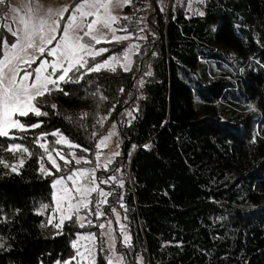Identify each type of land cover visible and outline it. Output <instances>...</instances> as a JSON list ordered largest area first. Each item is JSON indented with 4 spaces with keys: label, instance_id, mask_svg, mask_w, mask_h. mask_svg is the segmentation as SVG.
Instances as JSON below:
<instances>
[{
    "label": "trees",
    "instance_id": "16d2710c",
    "mask_svg": "<svg viewBox=\"0 0 264 264\" xmlns=\"http://www.w3.org/2000/svg\"><path fill=\"white\" fill-rule=\"evenodd\" d=\"M195 8L189 14L175 0L168 8L132 0L122 16L130 19L115 25L127 28L118 33L130 39L97 44L108 51L88 58V67L113 56L122 62L131 48L129 70L116 64L114 72L70 73L62 91L38 98L47 116L19 117L26 125L42 121L41 127L0 137V264H64L76 256L72 245L80 234L95 236V264L112 260L100 224L88 225L89 213L84 227L76 215L62 230L48 220L51 184L92 171L97 145L113 125L121 151L111 169L122 176L108 188L104 208L114 219L122 264H264V0H203ZM5 18L0 5V36L11 42ZM223 47L241 59L232 63ZM57 131L79 147L56 143ZM41 135L47 153L37 143ZM13 144L28 151L6 150Z\"/></svg>",
    "mask_w": 264,
    "mask_h": 264
},
{
    "label": "snow or ice",
    "instance_id": "6c2138e0",
    "mask_svg": "<svg viewBox=\"0 0 264 264\" xmlns=\"http://www.w3.org/2000/svg\"><path fill=\"white\" fill-rule=\"evenodd\" d=\"M199 2L202 3L203 0H199ZM131 3L132 0H73L72 4L57 8L45 6L39 3V0H19L17 6L10 9V12L15 15L11 23L7 24V30L14 37V40L9 42L6 37L0 36V137L15 138L10 136L13 129L24 132L41 127L42 121L26 125L19 117H27L30 113L37 117L47 116L48 113L42 111L38 105V98H42L46 94L51 95L53 91H62L61 82L73 79L69 75L70 73H78L84 68H87L88 72H99L101 69L114 72L116 68L113 64H120V67L125 71L129 70L128 65L131 61L128 60V52L131 51V48L124 53L123 59L127 61L126 63H120L121 58L113 56L110 60L88 67V58L94 60L96 56L108 51L103 48L97 49L95 47L97 44L130 39L129 35H116L118 31L127 33L128 30L127 28L118 29L114 27L121 19L114 12L116 8L122 9ZM0 5L5 6L6 11L8 10L7 0H0ZM191 8L192 5L189 4V9L191 10ZM197 14L204 15L203 12ZM122 19L130 18L124 16ZM42 57L45 58L42 59ZM46 57H51V59ZM37 61H39L38 66L33 69L32 65L36 64ZM29 69L32 70L29 71ZM75 79H82V75L76 76ZM141 83L143 82L141 81ZM121 91L123 90L121 89ZM64 94L68 95L67 92ZM51 107L55 109L56 105L53 104ZM249 109L255 110L252 105H249ZM83 115L87 116V113ZM97 122L102 124L103 120ZM114 134V132L110 133L109 137L102 139L97 147H107L106 141ZM51 135L60 137L56 143L63 142L69 147H79V145L72 144L65 139L58 131L51 133ZM43 139L44 135L37 137V143ZM40 147L46 153L48 152L45 143H40ZM6 150L10 152L28 151L20 144L10 145ZM83 150L87 151V149ZM56 155L66 165L72 163L59 151L56 152ZM70 155L77 164L81 162L74 153ZM114 155H119V153H114ZM98 159L99 156H97ZM49 160L53 168L57 171L61 170L60 165L52 159L50 153ZM84 162L90 163L91 161L85 160ZM108 163H111V160ZM20 164H23V160L20 161ZM5 167L9 166L5 165ZM97 167H99L98 164ZM12 170L16 171L15 167ZM41 171L48 175L52 174L43 165H41ZM89 176H91L90 179ZM108 179L115 181L116 177L111 176ZM82 181H87V183ZM95 181L94 174H90L87 170L73 171L66 177L56 179L52 187L57 189L54 199L55 211L60 212L59 222L53 224L52 218H49L48 224L62 230L64 221L66 219L71 220L73 215H76L77 220L80 221V227H84L83 221L86 217L80 216L79 213L82 209H89L92 201L88 197L94 192L104 199L97 202L95 213L89 211V214H94L97 219H100L104 213L99 210L98 205L106 204V198L110 193L104 192L98 186H92L95 185ZM68 182H71V186ZM106 182L101 181V183ZM119 186L123 187V183L120 182ZM88 223L92 224V221L89 220ZM45 226L47 225H41V227ZM104 226V224H100L98 227L104 228ZM57 234L62 233L58 232ZM83 238L89 241L95 240L93 234ZM108 239L110 241L113 239L111 229H109ZM129 241L130 237L124 233V243L130 246ZM72 247L77 249L76 256L65 261L64 264H72V261L76 260L77 257L84 260L91 257V264H95L91 248L85 246L82 252L78 248V242L73 243ZM110 247H112L111 244ZM57 264H61V262L57 261ZM77 264H80V261H77ZM108 264H112L111 259H109ZM140 264H143L142 259Z\"/></svg>",
    "mask_w": 264,
    "mask_h": 264
},
{
    "label": "rangeland",
    "instance_id": "374dc122",
    "mask_svg": "<svg viewBox=\"0 0 264 264\" xmlns=\"http://www.w3.org/2000/svg\"><path fill=\"white\" fill-rule=\"evenodd\" d=\"M70 1L71 0H39V3H41L45 6H52V7L59 8V7L65 6V5H69ZM170 1L171 0H157V4L160 8H164V5L167 3V8H168ZM175 2L183 3L185 5L187 11L189 12V14H192L194 12V10H196L195 5H196V3L199 2V0H175ZM18 3H19V0H7L8 10L6 11V18L2 22V27L6 31H8L7 30V24L11 23L12 18L15 15V14H12L10 12V9L12 7H16ZM189 4L192 5L191 10L189 9ZM123 9H124V7L122 9L116 8L114 14L122 17L123 16ZM3 15L5 16V13ZM13 26H15V25H13ZM114 27H115V25H114ZM116 35H121V34H119L117 32ZM113 42H117V41H113ZM221 49L226 51V53L229 56V59L232 61V63H236L238 61V59H241V57H239V56L236 57V55L233 51L228 50L224 47ZM43 58H45V57H42V59ZM46 58L51 59V57H46ZM110 59L111 58H109L107 60H110ZM128 60H129V55H128ZM122 62L126 63L127 61H125L123 59ZM122 62H120V63H122ZM38 64H39V61H37L36 64H33L34 66L32 68L33 69L36 68L38 66ZM114 65H116V64H113V66ZM31 70L32 69H29V71H31ZM49 71H50V69H49ZM139 99L140 98L138 97V100ZM13 130H16V129H13ZM113 132L115 134L111 135L110 139H108L106 141L107 147L101 146V152H99L97 155V156H99V159L97 160V157H96L95 167L92 169V171H88L90 174H94V176L96 178L95 185H92V186H98L104 192H108L107 191L108 188H110L112 186L113 181L109 180L108 179L109 177H111V176L117 177L118 176V178H120L122 176V174H120V169H118V168H115L114 170L111 169V166L119 158L120 151H121V144H120L119 136H118L117 130L114 127H111L109 129L108 134L105 137H109V134L113 133ZM114 153H119V155H114ZM56 157L60 158L57 155H56ZM109 160H111V163H108ZM97 164L99 165V167H97ZM107 171H109V172L106 173ZM90 178H91V176H89V179ZM101 181H107V182L101 183ZM82 182L87 183V181H82ZM52 184H51L52 212H51L50 216L52 217V220L54 221V223H58L60 212L55 211L56 203H55V199H54V195L57 193V189L53 188ZM68 184H69V186H71V182H68ZM92 195H93V193L88 197V199H90L92 201V204L89 205L88 210L82 209L79 213L80 216L86 215L87 213H89V211H91L92 213H95L98 201L94 200ZM98 197H100V200H101V198L104 199V197H101L99 194H98ZM98 207H99V210L104 213V215L100 219H97L94 214H91L92 223H94V224L99 223V224L105 225L104 228H101L102 229L101 237L103 238L104 247L108 250L109 257L112 258L113 263L114 264H121L122 259L120 257V254L117 253L116 248L114 246V242H115V235L113 233V220L114 219L109 216L106 209L104 208V204H99ZM112 212L114 213L115 210H112ZM114 214L116 217L115 222L117 223L118 234L120 235L121 239H124V229L122 230V224L120 222V216L117 215L116 213H114ZM109 221H111V224H109ZM94 224H92V227L94 226ZM88 225H90V224H88ZM109 229H111V236L113 238L111 241L108 239ZM88 235L89 234L77 235V237L73 243L78 242V248L82 252L84 251L85 246L91 248L93 256H94L95 251H96V248H95L96 247V238L93 241H89V240H86L83 238V237H87ZM110 244L112 245V247H110ZM76 251H77V249H76ZM85 255L87 256V253H85ZM91 259L92 258L89 257V259L84 260V259H80V257H79V261H84L85 264H91Z\"/></svg>",
    "mask_w": 264,
    "mask_h": 264
}]
</instances>
